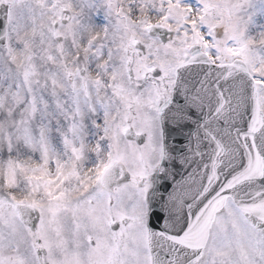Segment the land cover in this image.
I'll return each instance as SVG.
<instances>
[{"label":"snow or ice","instance_id":"obj_1","mask_svg":"<svg viewBox=\"0 0 264 264\" xmlns=\"http://www.w3.org/2000/svg\"><path fill=\"white\" fill-rule=\"evenodd\" d=\"M0 264H264V0H0Z\"/></svg>","mask_w":264,"mask_h":264}]
</instances>
